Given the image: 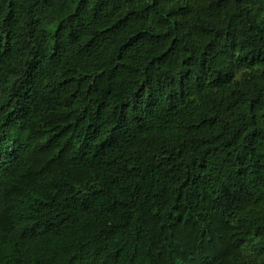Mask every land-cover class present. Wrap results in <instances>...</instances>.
<instances>
[{"label":"trees","instance_id":"1","mask_svg":"<svg viewBox=\"0 0 264 264\" xmlns=\"http://www.w3.org/2000/svg\"><path fill=\"white\" fill-rule=\"evenodd\" d=\"M0 264H264V0H0Z\"/></svg>","mask_w":264,"mask_h":264}]
</instances>
